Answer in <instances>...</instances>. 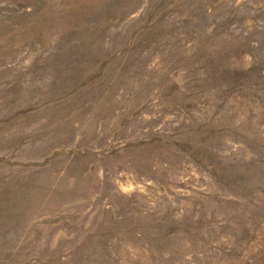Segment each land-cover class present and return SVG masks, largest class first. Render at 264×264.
<instances>
[{
  "label": "rangeland",
  "instance_id": "obj_1",
  "mask_svg": "<svg viewBox=\"0 0 264 264\" xmlns=\"http://www.w3.org/2000/svg\"><path fill=\"white\" fill-rule=\"evenodd\" d=\"M0 264H264V0H0Z\"/></svg>",
  "mask_w": 264,
  "mask_h": 264
}]
</instances>
